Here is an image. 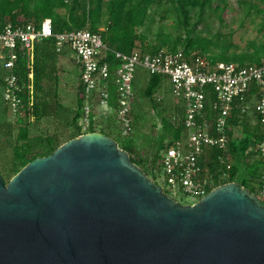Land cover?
Listing matches in <instances>:
<instances>
[{
	"label": "water",
	"instance_id": "95a60500",
	"mask_svg": "<svg viewBox=\"0 0 264 264\" xmlns=\"http://www.w3.org/2000/svg\"><path fill=\"white\" fill-rule=\"evenodd\" d=\"M0 264H264V203L234 181L179 202L89 131L0 173Z\"/></svg>",
	"mask_w": 264,
	"mask_h": 264
},
{
	"label": "built area",
	"instance_id": "2783aa9c",
	"mask_svg": "<svg viewBox=\"0 0 264 264\" xmlns=\"http://www.w3.org/2000/svg\"><path fill=\"white\" fill-rule=\"evenodd\" d=\"M45 38L54 39L57 54L64 47L74 54L73 61L79 69L77 93L81 99L77 122L83 130L89 126L92 113L107 117L114 109L122 134H130L133 130L132 79L136 67L145 69L150 76L168 78L176 102L183 108L179 121L182 120L183 128L194 129L187 133L186 150L175 139L160 153L163 180L173 193L180 189L193 200L212 189L200 158L209 147H225L224 128L235 105H240L241 112H249L250 105L254 104L258 121L264 127V60L240 65L194 52L186 54L180 48L153 51L135 48L127 53L109 46L100 32L87 27L55 31L48 17L42 18L39 24L8 21L0 29V67L10 70L2 77L3 98L11 104L15 118L26 116L34 100L31 86L26 99L21 96L25 85L18 82L13 71L18 54ZM28 118L32 116L29 114ZM257 147L264 154V138ZM257 196L264 198V186Z\"/></svg>",
	"mask_w": 264,
	"mask_h": 264
},
{
	"label": "trees",
	"instance_id": "16d2710c",
	"mask_svg": "<svg viewBox=\"0 0 264 264\" xmlns=\"http://www.w3.org/2000/svg\"><path fill=\"white\" fill-rule=\"evenodd\" d=\"M213 1L108 0L106 3L107 17L103 22L104 31H99L98 29V25L101 22V0H0V19L5 17L12 24L21 21H34L39 24L42 18L48 17L51 19L55 31L87 27L91 31L100 32L103 41L106 40L109 46L127 53L135 48H141L143 51H153L159 48H167L169 50L180 48L186 54L194 52L212 60L232 61L240 65L244 64L245 61L257 63L264 60V41L256 43L252 40L249 42L252 47L251 51L236 52L232 50L234 45L228 39L231 35L228 38L226 35L221 38L219 34L202 36L194 32L195 21H191V12L197 21L203 20L207 8L219 13L218 16L220 17L226 2L225 0H219L223 5L216 4L212 6ZM240 2L244 5L247 16L255 15L260 18L257 29L261 30L264 26V8L259 7L256 2L251 0H241ZM151 7H155V11H158L157 13L159 14L161 13L162 16L165 13L172 12L175 15L176 25L183 28V36L178 34L169 43L164 35L163 38H159L158 44L150 47L144 45L145 35L136 29L143 26L148 19L153 20L148 13ZM60 8H64L68 14L61 15L58 12ZM20 13L23 18H20ZM8 21L0 23V29ZM137 39H140V47L136 45ZM31 51L32 60H30L31 57H27V51H24L18 54L16 67L13 69L17 75L18 82L25 85L21 91V96H25L26 99L30 86L33 90L34 100L31 110L27 109L26 116L16 119L18 122H24L25 124L48 115L52 110L50 109V101L46 100L47 92L44 88V81L49 79L51 77L50 74L55 70V57L57 55L53 38H45L34 43ZM216 56H220L222 59H216ZM252 59L256 61H250ZM30 73L32 74L31 79L29 78ZM159 80V76L151 75L144 88V94L147 96L153 95ZM0 83L3 84L1 77ZM80 103L81 99L77 93V112L72 115V123L77 122L80 115ZM250 107V111L254 114V121L252 122L251 117L247 113L248 111L241 112L240 105H235L224 128L227 138L225 147H209L200 158V165L203 172L208 176L212 188L225 182L234 181L258 195L259 189L264 186V154L257 147V144L264 138V127L258 121L254 110L255 105L251 104ZM29 114L32 119L28 118ZM131 114H133V110ZM180 117L182 118V115ZM172 118L177 122L176 126L174 121L169 118H162L163 129L165 131H174L175 137L171 140L162 138L161 150L175 140L176 137L178 138L179 130L183 128L182 120L179 121L180 118L173 115ZM5 123L8 124V122ZM236 126L241 127L240 136L233 134V129ZM89 131H94V129L91 128ZM81 133L78 131L66 140ZM18 136L23 140L27 139L28 130L26 125H22L19 128ZM66 140H60L57 136H46L44 144L37 142L36 145L40 146L41 149L34 153H32L33 144L31 142L22 143L20 148L15 147L14 156L10 162L4 163L1 175L7 181L27 162L36 156L51 153ZM121 148L129 154L132 150V147L128 146ZM130 158L135 162L132 155H130ZM153 162L154 158L150 161L151 166L146 167L147 170L152 168ZM262 201L264 203V198Z\"/></svg>",
	"mask_w": 264,
	"mask_h": 264
},
{
	"label": "rangeland",
	"instance_id": "374dc122",
	"mask_svg": "<svg viewBox=\"0 0 264 264\" xmlns=\"http://www.w3.org/2000/svg\"><path fill=\"white\" fill-rule=\"evenodd\" d=\"M107 1L101 0L99 31L105 30L103 22L107 17ZM240 1L225 0L226 6L220 14V17L218 16L219 13L207 8L203 20L197 21L191 12V21H195L194 32L202 36H215L214 34H219L221 38L224 35L227 38L231 35L228 39L234 45L232 50L236 52L251 51L250 41L254 40L256 43L264 41V26L261 30L257 29L260 18L255 15L247 16L245 14V7ZM251 1L256 2L259 7L264 8V0ZM216 4L223 5L219 0H214L212 6ZM154 8L151 7L148 11L153 20L148 19L143 26L136 29L145 35L144 45L147 47L156 45L158 44L159 38H163L164 35L169 43L178 34L183 36V28L176 25L175 15L172 12L165 13L162 16ZM58 12L61 15L68 14L64 8L58 9ZM19 16L23 18L21 13ZM4 21L8 20L5 17L0 19V23ZM140 43V39H137V47H140ZM27 57H31L30 60H32L31 49L27 50ZM73 58L74 54L68 47H64L56 55L55 70L50 74L51 77L44 81V88L47 92L46 100L50 101V109L52 110L48 115L33 120L28 124L18 122L16 120L17 118L13 116L11 104L3 98L4 87L0 83V173H3L2 167L4 163L10 162L13 158L15 147L20 148V145L24 142H31L33 144L32 153H34L41 149L40 146L36 145L37 142L44 144V138L46 136H57L60 140H66L78 131L88 132L92 128L94 131L102 132L113 138L119 147H132L129 156L132 155L135 161L134 163L141 167L149 177L160 184L164 190L172 193V196L179 202L191 200L180 189H177L173 193L166 188L160 167L162 138L171 140L175 137L174 131H165L163 129L162 118L166 117L174 121L172 115L180 119L181 115L183 117V108L181 104H177L168 78L165 76L161 77L153 95L147 96L144 94V88L147 85L150 75L145 69L136 67L132 79V90L134 91L131 103L133 110V130L130 134H122L121 125L116 120L114 109L113 111L112 109L109 111L110 115L107 117L97 116L92 113L89 119V126L83 130L81 124H78V122L72 123L71 121L72 115L77 112V85L79 82V69L75 65ZM216 59H222V57L216 56ZM250 61L255 62L256 60L252 59ZM246 63L248 61L244 62V64ZM9 72V69L0 67L1 78ZM252 102H255L254 98ZM247 113L253 122V112L249 111ZM5 122H8L9 125ZM22 125H26L28 130L26 140L18 136L19 128ZM174 125L176 126L177 122L174 121ZM192 130L194 129L182 128L179 130L178 138L176 137V139L180 141L182 150H186L187 133ZM240 130L241 127L236 126L233 129V134L240 136ZM153 158V166L147 170L146 167L151 166L150 161Z\"/></svg>",
	"mask_w": 264,
	"mask_h": 264
}]
</instances>
